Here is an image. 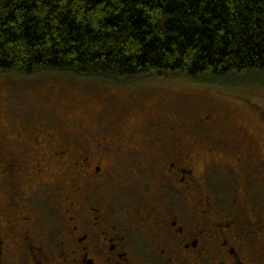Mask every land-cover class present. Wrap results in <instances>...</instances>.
<instances>
[{"label":"flooded vegetation","instance_id":"af4514ba","mask_svg":"<svg viewBox=\"0 0 264 264\" xmlns=\"http://www.w3.org/2000/svg\"><path fill=\"white\" fill-rule=\"evenodd\" d=\"M54 114L23 118L30 147L0 160V264H264L262 151L217 148L204 133L213 114L193 126L179 110L149 115L160 149L125 148L128 120L82 141V119L73 151L54 144Z\"/></svg>","mask_w":264,"mask_h":264},{"label":"trees","instance_id":"16d2710c","mask_svg":"<svg viewBox=\"0 0 264 264\" xmlns=\"http://www.w3.org/2000/svg\"><path fill=\"white\" fill-rule=\"evenodd\" d=\"M230 84L264 74V0H0V76Z\"/></svg>","mask_w":264,"mask_h":264},{"label":"rangeland","instance_id":"374dc122","mask_svg":"<svg viewBox=\"0 0 264 264\" xmlns=\"http://www.w3.org/2000/svg\"><path fill=\"white\" fill-rule=\"evenodd\" d=\"M43 87H54L59 94L40 93ZM67 106L72 107L71 113H66ZM48 108L55 111L49 120L51 125L57 126L54 144H72L76 147L71 148L72 151L83 145L75 139L77 131L74 130L75 122L82 119L89 124V128L82 130L85 134L80 135L82 141L91 140L95 135L114 137L111 131L106 133L100 126L120 129L117 124L128 120L135 135L124 143L125 148H169L166 138H155L152 134H144V130L149 115L164 119L175 109L181 114L177 118L186 120L188 126H193L198 118L213 114L217 123H211L204 133L217 148H259L264 157L263 73L241 74L231 80V85L156 78L120 85L59 73L33 77L5 74L0 76V160L6 156L3 152L8 148L30 147V138H25L23 118H42ZM17 132L24 134L17 135ZM262 170L260 176H264V166ZM229 186L235 187L233 183Z\"/></svg>","mask_w":264,"mask_h":264}]
</instances>
